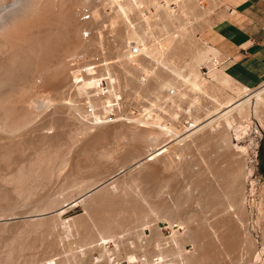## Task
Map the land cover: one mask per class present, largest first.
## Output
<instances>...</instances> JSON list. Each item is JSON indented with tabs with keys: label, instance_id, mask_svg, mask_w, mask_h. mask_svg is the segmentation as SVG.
Returning <instances> with one entry per match:
<instances>
[{
	"label": "rangeland",
	"instance_id": "1",
	"mask_svg": "<svg viewBox=\"0 0 264 264\" xmlns=\"http://www.w3.org/2000/svg\"><path fill=\"white\" fill-rule=\"evenodd\" d=\"M15 1L0 0V21L5 19L6 10L12 8L10 5L13 2L15 3ZM200 1H202L204 9H208L207 12L209 11L208 13L210 14L208 17L212 19L213 25L207 28L201 21L189 20L191 23L193 22V26L190 22L188 23L191 26L188 24H185V26L193 27L192 31L199 38V40L197 39L199 43L200 41H206L213 46L215 30L220 21L225 17V9L222 5L218 7V5H212V3V7L211 5L209 6L210 1L208 0ZM102 4L109 7L107 0H79L76 3L75 9L79 10V8L87 5L94 9L100 7ZM145 4L150 5V2L146 1ZM13 6L18 7V3H15ZM106 6V10L100 9L99 22L93 23L92 18L90 21H83L84 23H82V25L84 24L82 26L84 28L81 27L83 39L98 40L96 46L100 51L97 49L99 52L96 51L98 53L94 52L95 54L93 52L89 54L88 52L86 53L88 56L85 53H80L79 55L82 54V57L79 56L78 62L81 68H83V65L86 67L85 64L89 60L91 61L88 64L93 65H97V62L100 65L103 63V59L107 60V62L114 61L116 59L114 53L116 52V47L118 45L124 47L125 43L123 42L124 39H122L124 38L122 36L125 35L124 27L122 23H118L113 29L109 26L108 16L112 14L111 10L114 9V6H112L113 8H106ZM169 7L175 13L178 12L177 9L179 7L177 2L171 1ZM210 9L213 10V13H211ZM18 13L19 10L17 11ZM131 18L136 22L138 17L133 12ZM186 21H188L187 17ZM169 28L175 31L176 29L174 28L177 27L172 28L170 25ZM171 29L169 30L171 31ZM85 30L91 31L87 37L83 35ZM177 30L176 34L179 31ZM100 34H102V39L99 37ZM116 35L120 36L121 40L118 41L119 38ZM115 37L117 38L116 40ZM99 42L102 43V48L98 47L100 46ZM130 44L132 46V44L135 45L136 43L132 41ZM0 52L1 54L3 53L2 51ZM103 53L104 58L102 56ZM92 56L96 57L92 59ZM99 56H102V58H99ZM212 56L210 55L203 61L200 72L204 78L206 77L205 79L208 80L209 78L210 81L215 82L216 78L213 79L211 73L216 69L222 70V67L219 65L217 57L214 58ZM187 57L188 55L183 56L179 60L177 58V60L174 59L176 60H173L176 62V65L173 64L172 67L171 65L174 62L169 60L171 61L169 62L171 71L172 68L174 69V66L178 65L180 66H178L179 70L188 67L183 63ZM187 59L185 62H187ZM177 61H180L183 65L177 63ZM158 66L165 68L166 65L162 66L158 64L154 65V68H158ZM99 67H96L98 69L96 72L89 75L91 77L89 83H96L99 74L105 78L101 80V88L107 90L108 88L105 87L111 85L114 91L121 90L117 94L119 92L123 93V95L122 93L118 94L120 99L122 97L123 100L119 101L118 99L117 101L114 97L111 98L112 101H115L111 102L115 103V105L112 106L113 110L111 109L110 111V117L115 119L114 121L99 125L89 133H85L88 131L83 132L81 129L88 125V121L92 120L93 113L104 115L103 106L106 102L102 99V94L93 87L85 89L82 94H79L80 96L77 95L75 97V104L78 107L76 109L77 112H74L73 108H53L54 105L52 104L48 106V104L38 103V101L30 107L36 119L33 120L34 122L31 120L33 123L30 121L31 125L28 122V127L24 130L12 134L8 131V128L6 130L4 126H1L6 131L3 132V128L1 129L3 131L0 130V264H50L49 259L52 256L61 253L65 254L76 247L79 249V246L83 242L96 239L100 233H111L116 237L119 232L130 228H135L134 231L142 232L143 228L149 227L156 234H160L163 229L158 228L157 223H163V226L168 225V220L157 219L156 217V212L161 206V208L169 209L170 221L173 225H178L174 229L179 227L177 239L180 242L182 255L188 259L189 264H264V115L259 114L255 116L253 112L245 123H240L239 118H235L232 127H229V129L224 128L222 125L218 130H212L210 127L203 128L195 135L193 134V137L175 145L169 151V154L167 153L168 155L163 153L160 156L152 157L153 159L148 158L144 161L145 164L143 163V166L135 168L130 174L118 176L110 184L90 195L86 200L88 204L85 202L79 203L76 206L68 208L61 214L60 218L56 216L54 210L58 206L60 207L64 202L77 197L103 178L117 172L124 162L129 163L146 153L147 143L141 139L142 137L138 136L143 129L137 127L138 131L134 130L136 128L135 125L129 120L123 119V117L147 112L143 110L144 106L148 104V100L152 102L154 100L153 95L149 92L153 85L152 79L149 78L151 76H147L144 70H141L142 72L140 71V74H137L139 70L135 72L133 69L134 74H136L133 75L135 77L138 75L136 79L139 81L141 79L142 83L147 84L148 82V86L147 89L143 87V90H137V92L134 89H130V92L127 89L129 87L132 88L130 85L133 86L134 82L132 81L133 84L130 83L129 79V82L127 80V84L129 85L124 84L123 72L120 67L115 63L112 65L108 64L107 68L102 69L101 67L100 69ZM169 67L165 70L162 68L164 71L161 72L163 73L160 72L161 68H158V72L155 68V71L164 77L167 73H171ZM133 70L129 71V74ZM166 70L167 73H165ZM182 70L181 73L183 74L189 73L188 68L184 69L185 73ZM171 74L169 75L175 79L174 73ZM145 79L151 80L147 81ZM179 79L178 77L176 81L174 80L176 83H173L177 85ZM105 80L108 82V85ZM137 80H135L136 84H138ZM180 81L182 82V80ZM136 84L135 86H137ZM179 84L181 87H185L182 83ZM230 84L232 87L240 86L234 81H231ZM143 85L145 86V84ZM51 87L52 85L45 83L42 87H39L40 91L39 88L36 89L37 92L35 93L38 95L39 100L52 95L56 97L55 94L60 90L54 88L55 86ZM226 88L229 90L228 87ZM71 89L68 91L61 90L60 95L72 97L75 90L72 87ZM132 90H134L135 95ZM126 92H130L127 98L124 96L127 94ZM137 93L138 95H136ZM140 94H142V98ZM148 95L149 99L146 97ZM203 97L204 94H201L202 100ZM203 101V106H200L201 108L206 106L203 109L197 110L192 107L191 114L179 112L178 116L182 115L178 117L179 119H176L178 121L176 124L179 128L188 126L194 114H198L200 117L207 114L206 109H211L212 107L205 105V103L211 105V102L208 99H204ZM17 106V109H12ZM14 107L13 104L10 106L11 111L8 114H5L3 109L0 108V121L3 117L10 123L15 113L18 114L21 111V107L23 108L24 106L15 104ZM182 107V110L186 109L185 104ZM81 110L82 112L85 111V113H82ZM195 110L200 112H195ZM38 113L41 115L39 116ZM76 114L82 116L85 114V116L80 117V115ZM4 115L7 117H4ZM162 115L165 117L164 119L168 118L166 114L162 113ZM84 118L87 119L85 120ZM106 118L108 119L109 116ZM2 124L0 123V125ZM83 125L84 127H82ZM250 138H253V144L256 139L260 140V156L258 164L254 166L251 180L247 179L245 156L240 152L241 150L244 151L243 145L248 144ZM43 139H45V142ZM164 139H169L170 141L171 137H165ZM54 142H57L56 145ZM171 142L174 141H170L169 144ZM183 143L186 144V147ZM189 146L191 147L189 148ZM176 147L177 149H175ZM180 150L181 153L183 152L181 156ZM44 154L46 156L50 155L46 157H50V160H43L42 156ZM54 156L56 158H53ZM166 157L168 158L167 163L169 162V165L171 163L169 169L165 167L167 163L164 158ZM162 160L164 163H162ZM247 180L251 182H247ZM230 204L233 208H236L232 212L228 210V205ZM40 212H43V214L37 215ZM240 215L241 217H239ZM64 220L71 225V231L66 232L60 224ZM104 221L110 223V226H106L107 224ZM169 234H171L170 228ZM169 244L175 246L174 243ZM95 248L97 249V247ZM91 251V249H87V252L86 250L80 251L81 257L76 261V264L84 261L86 264H90V257L87 255L88 259H86L85 253H90ZM100 253L104 255V253ZM175 253L179 257L177 250ZM68 260L69 258L59 264H66Z\"/></svg>",
	"mask_w": 264,
	"mask_h": 264
},
{
	"label": "bare ground",
	"instance_id": "2",
	"mask_svg": "<svg viewBox=\"0 0 264 264\" xmlns=\"http://www.w3.org/2000/svg\"><path fill=\"white\" fill-rule=\"evenodd\" d=\"M146 1H149L150 5H146L145 4ZM171 1H175L178 3L179 8L177 9L178 10L177 13H175V11H173L169 7V3ZM208 1H210L209 6L211 5V3L212 5H216V6L218 5V7L220 5V2L218 0H208ZM77 2H79V0H16L15 3H18V7H14L13 5H15V3L13 2L10 5V7L12 8H9L8 10H6L7 14L5 17L3 16L5 19L2 17V19L4 20L0 21V23L2 22L0 24V51L3 52L2 54L0 52V56H1L0 57L1 58L0 59V108L3 109L5 114H8L11 111L10 106L12 104H13V107L15 104H21L22 106H24L23 107L24 109L21 107L20 109L21 111H19L18 114L14 112L15 116H13L12 121L10 123H8L7 122L8 120L2 117L0 123H3V124L0 125V127L4 126L6 130L8 128V131L11 132L12 134L13 133L16 134L19 131L21 132V130H24L26 127H28L27 126L28 122L30 123L31 120L33 121L36 119V116L34 113L32 114L30 107H32V105L38 101H39L38 103L41 102L46 105L48 104V106H51L50 104H52L54 105L53 108H60V107H66L67 109L73 108L74 109L73 111L75 112L76 109L78 108L76 107L77 104H75L76 103L75 97H77V95L80 96L79 94H82L85 91V89H91L93 87L96 88L99 91V93L102 94V99L106 102V104L103 106L104 115H98L96 113H93L92 120L88 121L87 123L88 125L86 127H84L83 125L82 127L84 128H81V129L83 130V132L88 131L85 133H89V132H92L94 128L98 127L99 125H103L109 121H114L115 119H112L110 117V113H111L110 111L113 108L112 106L115 105V103L114 104L111 103L114 101V100L112 101L111 98L114 97L115 100L118 101L119 99L120 101L122 97L120 99V96H118V94L120 95V93L122 92H119L118 94L117 92L121 90L114 91L112 86L108 85V82L106 80L105 81L108 86L106 85L107 87L105 88H108V89L104 90L103 88H101V80L104 77L99 74H98V80L96 83H89V79H91L89 75L93 74L94 72H96V70H98L96 67L100 66L99 68L101 69L102 67L103 69V68H107L108 64L112 65L115 63L118 67L122 69L123 77H124L123 81L125 85L127 86L129 85L127 84L129 82V79H130V83L133 84L134 82L133 86L135 88L132 85H130L132 88L129 87V89H127L130 92H131L130 89H134L136 92L137 90H143L145 87H146L145 89H147V86H148L147 81H150L152 79L153 85L150 88V91L149 89L148 91L151 93V95H153L154 100L153 102L151 100L150 101L148 100L147 103L149 105L146 103L147 105L144 106L143 110H146L147 112L143 113V112L138 111L140 113L138 114L135 113V115H128L126 117H123V119L129 120L131 123L135 125L136 128H134V130L136 129V131H138L137 129L139 127L144 130V131L142 130V132L140 133L138 132L139 133L138 136L142 137L141 139L145 140L144 142L147 143L146 145L147 149H146L145 155L143 154V156H139L140 158L138 157L130 161L129 163L124 162L117 172L111 174L108 177L103 178L101 181H99L94 186L80 193L77 197L73 199L70 198L71 200L64 202L60 207L58 206V208L54 210V213L56 214L57 217L60 218L61 214L70 207L76 206L79 203H84V202L87 203L88 201L86 202V200L90 195L98 192L103 187H105L107 184H110L118 176L122 174L124 175L127 173L130 174V172H132L135 168H138L141 165L143 166V163L146 159L152 158L155 156L156 157L160 156L163 153L169 154V151L175 145L182 143L183 141L187 140L190 137H193L192 136L193 134L195 135L198 131L202 130L205 127H210L212 130H218L219 127L222 125L224 126V128L229 129V127H232L235 121V118L237 119L239 118L240 123L242 122L245 123L247 122L246 120L249 119V116L252 112L254 113L255 116H258L259 114L264 115V96H263L264 87L260 86L259 88L250 90L249 92L245 93L242 96L236 97V96H233L225 92L223 89L217 86L214 82L210 81L209 78H208L209 80L208 81L207 79H205L206 77L204 78L202 76L200 72V68H201L203 61L210 55H213L212 57L216 58V51L214 47L210 46L205 41H200L199 43L198 41L199 38H197L192 31L193 27L190 28L188 26V25L191 26V24L193 26V22L192 23L190 22L192 20L201 21L203 24L206 25L207 28L213 24L212 19L208 17L210 15L208 13L209 11L207 12L208 9L205 10L204 7L202 6V1L200 0H107V2H109L108 6L110 8L114 6V9L111 10L112 14L108 16L109 26L113 29L114 26H116L118 23H122L124 27L125 35L122 36L124 33L122 35L120 34H117V35L124 37V38L121 37L122 39H124L123 41L125 43L124 47L118 45L120 47L117 46L116 50L113 47L114 50L116 51L114 52L115 58H116L114 61L107 62V60L103 59V63L100 64L99 62L100 65H98V62H97V65L96 64L93 65V64H88L90 63L89 61H91L89 60L88 63L85 64L86 67L83 65V68H81L78 62V58H80L79 56L82 57V54L81 55L79 54L85 53V55H87L86 53L88 52L89 54L92 52L98 53L100 50L96 46L98 44L97 39H96L97 41L88 40L87 38L83 39L84 37L82 36L81 30L82 28H84L82 27L84 26V24L82 25V23L84 22L83 20L79 19L80 17L78 18V16H80L79 10L75 9ZM19 3L21 4L19 5ZM105 6H106L105 4H102L100 7L94 8L92 10V18L94 21L93 23L99 22L100 15H101L100 9L102 8L105 9ZM109 7L106 6V8H109ZM18 10H19V13L17 14ZM131 12L132 13L134 12L137 15L138 20L136 19V22H134L133 19L131 18V14H132ZM216 12L218 13V11ZM211 13H213V10H211ZM186 17L188 21H186ZM188 22H190L191 24H189ZM185 24H188L187 27L185 26ZM170 25L172 28L177 27V28H174L176 30L179 28L178 29L179 31L177 30L178 31L177 34H176V30L174 31L173 29L169 28ZM178 26H181V27H178ZM44 27L46 28L45 30H44ZM169 29H171V31ZM114 34L116 33L114 32ZM101 35L102 34H100V36L99 35L97 36H99L100 39H102ZM120 36H117V38H119ZM117 38L115 37V40ZM119 40L121 39L119 38L118 41ZM132 41H134L136 43L135 45L138 46L140 50L139 55L134 56L129 53L128 47L131 46L130 42ZM99 43H100L99 44L100 46L98 47L100 48L103 45H101L102 44L101 42ZM199 44H200V47H199ZM8 52L10 53L8 54ZM186 55H188L187 57L188 59L186 58L187 62H185L186 59L185 60L183 59L184 60L183 63H185L184 65L188 67L183 66L185 68L181 70L182 72H184V69L188 68L189 73H185V72H184L185 74L181 73V70H179L178 68L179 66L178 64H177L178 66L176 67L174 66V69L172 68V71H171L169 67L170 66L169 62L171 61L169 60L173 61L176 58L179 60V59H182L183 56H186ZM102 56L104 58V53L102 54ZM102 56H99V58L100 57L102 58ZM94 57L96 56H92V59ZM98 61H101V60H98ZM93 63H94V60H93ZM177 63L181 64L180 61L179 62L177 61ZM183 63L181 65H183ZM158 64L162 66L164 65L167 66V67L165 66V68L158 66V68H161L160 72L164 71L165 69L169 67L170 70L169 69L168 70L171 73H174L176 78L173 79L174 77L173 76L171 77V75L173 74L169 73L171 74L169 75L167 73V70L165 71V73L168 74V75L166 74L168 77L165 75L167 78L165 76L163 77L157 74L155 71V68L157 66L154 68V65H158ZM173 64L176 65V62L172 63L171 67L173 66ZM158 68H156L157 72L159 71ZM162 68L164 70H162ZM133 69L135 70V72L136 70H139L138 71L139 73L137 74H140V71L144 70L147 76H151L149 77L151 79L150 80L145 79L147 80L146 81L147 84L144 82L142 83L141 79L140 81L136 79L138 78L137 77L138 75L136 77L134 76L136 74H134L135 72ZM132 70L133 72L129 74V71H132ZM178 77L180 79L179 81H177L178 84L176 85L174 84L176 83L174 82V80L176 81ZM135 80L138 81L137 82L138 84L135 83ZM180 80H182V82ZM45 83L52 85V87L55 86L54 88L60 91L61 90L68 91L72 87L75 90V92L72 95V97H67V96L65 97V95H60L61 92L58 91L59 93L57 92L55 94L56 97L52 95L53 97L47 96V97H44V99L39 100L38 95L35 93L37 92L36 89H38L39 87H42ZM179 83H182V85L183 86L185 85V87H181ZM135 84L137 86H135ZM143 84H145V86ZM134 90H132L133 94H134ZM39 91H40V88H39ZM129 93H127L124 96H126V98L129 97L127 96ZM138 93L140 92L138 91ZM138 93L136 95H138ZM201 94H204L203 100L208 99V101L211 102V105H208L206 103L205 105L209 107L211 106L212 108L206 109L207 114L203 117H200L198 114H194V117L190 120L191 123H189L188 126L179 128L176 124V122H178L176 119H179L178 117L182 116V115L178 116L180 111L191 114L192 107L197 110H200L206 107V106L203 108L200 107V106H203L204 104V101L201 98ZM140 95L142 98V94ZM146 97L149 99V95ZM151 97L150 99L153 98ZM66 99H68V101H66ZM140 100H143V99H140ZM124 101H125V97H124ZM121 103L123 102L121 101ZM184 104L186 106L185 107L186 109L184 108L185 110H182L183 109L182 106ZM15 108L17 109L18 106L12 109H15ZM197 110H195V112H200ZM42 112H46V111H42ZM83 112L85 113V111ZM162 113L166 114L168 118L164 119L165 117L162 115ZM84 116L80 115V117H84ZM107 116H109L108 119L106 118ZM4 117H7V116L4 115ZM84 119L86 120L87 118H84ZM240 127L242 126L240 125ZM2 128L3 127H1L0 130ZM6 130H4L3 132H5ZM165 137H171L170 141H174V142H171V144H169L170 142L169 139L165 140L164 139ZM45 139H43V141ZM128 139H129V136H128ZM46 147L45 149H47ZM177 147L175 149H177ZM185 147H186V144H185ZM190 147L191 146H189V148ZM180 153H181V150H180ZM181 155H183V152L180 154V156ZM47 156H50V155H47ZM47 156L44 154L42 156L43 160L50 158V157L46 158ZM184 156H185V153H184ZM53 158H56V157L54 156ZM164 159H166V163H167L168 158L166 157ZM162 163H164V161ZM169 166H171V163L170 165H169V162L165 164V167L168 169H169ZM45 167H48V166H45ZM44 177H45V173H44ZM100 196H103V195H100ZM161 207L158 208L156 212L157 213L156 217L157 219L168 220L169 227L171 228V231H172L169 237V243L175 244L177 253L179 255V258L181 259V263L189 264L188 259L183 257L182 255V250L180 248V242L177 239V233H179L177 231H179V229H174L173 227L174 225L170 221L169 209L161 208ZM234 209L236 208H233L231 204L228 205V210L232 212L234 211ZM42 214L43 212L42 213L40 212L37 215H42ZM239 217H241V215ZM60 224L62 225V227L65 229L66 232L71 231V225L65 222V220L61 221ZM105 224H107L106 226H110V223L106 222ZM156 236L158 240L166 239L163 231L160 232V234H156ZM114 240H115L114 234L100 233L96 239L85 242V243L83 242V244L79 246L78 251H83L85 249L94 250V248L97 247V249L100 248L99 249L101 250L100 252L104 253L105 255L108 249L103 244L108 243L110 241H114ZM85 255L87 256L89 254L85 253ZM128 259L133 260V257L129 255ZM49 262L50 264H57V262L54 260L53 257L49 259ZM172 263L179 264L175 259L172 260Z\"/></svg>",
	"mask_w": 264,
	"mask_h": 264
},
{
	"label": "crops",
	"instance_id": "3",
	"mask_svg": "<svg viewBox=\"0 0 264 264\" xmlns=\"http://www.w3.org/2000/svg\"><path fill=\"white\" fill-rule=\"evenodd\" d=\"M218 1L225 17L215 30L214 45H209L214 47L222 70L211 75L217 86L239 97L264 87V0ZM231 81L240 86L232 87Z\"/></svg>",
	"mask_w": 264,
	"mask_h": 264
},
{
	"label": "built area",
	"instance_id": "4",
	"mask_svg": "<svg viewBox=\"0 0 264 264\" xmlns=\"http://www.w3.org/2000/svg\"><path fill=\"white\" fill-rule=\"evenodd\" d=\"M92 9L93 8L88 5L80 8V19L85 22L90 21L92 19ZM90 33V30H85L83 35L87 37ZM128 51L134 56L140 53L136 45L129 46ZM252 141L253 138H250L248 144L243 145L244 151H240L242 155L245 156V168L248 174L247 179L249 180H251L253 176L254 166L258 164L260 156V140L256 139L254 144ZM249 180H247V182ZM177 226L176 224L173 227L175 228ZM157 227L163 229L166 239L158 240L156 232L149 227H145L142 232H137L134 231L135 228H130L119 232L114 241L103 244L108 249L105 255H102L99 249H94L90 253L88 252L91 260L90 264H173V259L179 264H182L181 259L175 253L176 247L173 244H169V224L163 226V223L158 222ZM129 255L133 257V260L128 259ZM52 257L58 264L67 260V258H69V260L66 261V264H76L81 254L76 247L65 254L61 253ZM85 258L88 259L87 256H85ZM80 264H86V262L84 261Z\"/></svg>",
	"mask_w": 264,
	"mask_h": 264
}]
</instances>
